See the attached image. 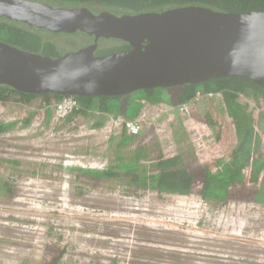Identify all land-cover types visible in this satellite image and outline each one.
Listing matches in <instances>:
<instances>
[{"label": "rangeland", "instance_id": "obj_1", "mask_svg": "<svg viewBox=\"0 0 264 264\" xmlns=\"http://www.w3.org/2000/svg\"><path fill=\"white\" fill-rule=\"evenodd\" d=\"M43 31L45 41L62 52L91 43L76 34ZM140 93L124 98L122 107ZM210 99L221 110V96ZM237 102L254 119L261 116L252 98L240 95ZM205 103L198 99L187 106L179 120L166 104L143 102L135 120L145 136L127 147L124 157L129 159L128 151L138 145L157 143L164 155L181 152L188 161L194 151L199 159L195 156L192 165L204 167L217 140L215 128L207 125V111L200 110ZM44 109L42 101L27 107L0 105V122H18L12 132L0 135V178L13 189L9 197H0V264H49L60 256L59 264H264V207L241 202L215 206L197 196L159 197L130 190L113 177L97 186L82 185L63 167L114 164L119 139L111 145L109 138L112 131L120 136L118 121L124 117L101 118L104 127L91 129L92 118L89 124L78 125L80 118L65 124L54 118L52 108L51 120L44 123ZM181 120L187 136L176 141ZM260 135L263 147L255 158L264 157V132ZM230 143L225 141L223 150ZM13 160L21 165L13 166Z\"/></svg>", "mask_w": 264, "mask_h": 264}, {"label": "trees", "instance_id": "obj_2", "mask_svg": "<svg viewBox=\"0 0 264 264\" xmlns=\"http://www.w3.org/2000/svg\"><path fill=\"white\" fill-rule=\"evenodd\" d=\"M49 4L54 7L86 8L90 11L110 12L118 16L136 15L140 13L161 12L183 7H203L223 13L264 12V0H32ZM98 11V12H99ZM43 30L30 27L24 23L0 18V41L19 48L23 51L38 53L50 58H58L68 51L61 49L51 41H45ZM57 35L58 33H51ZM63 34V33H59ZM74 35V34H68ZM83 40H90V36L77 34ZM93 38V37H91ZM89 45V44H87ZM86 45V46H87ZM85 46V45H84ZM83 46V47H84ZM131 46L123 41L110 39L101 43L95 52V56L109 55L126 52ZM70 52V51H69ZM167 91V96L162 94ZM140 95L134 97L133 104L123 105L121 98L105 97H78L79 109L63 120L65 124L74 123L80 118L78 125L85 122L91 129H101L104 121L101 118L124 117L125 120H135L139 117L143 102L150 105H163L176 111L180 120V106H190L198 102V97L203 101H209L207 110L208 127L216 130V143L212 146V152L208 156L210 162L204 167L196 164V153L189 154L191 161L186 160L183 153L174 156H166L160 151L159 144L155 146L138 145L129 159L124 157L125 149L136 145L135 141L145 134L143 130L136 136L127 133L126 125L122 126L120 136L112 131L109 143L113 145L116 138L118 143L114 149L115 161L109 163L106 168L64 166L63 169L71 171L75 175V181L83 180L82 185L98 183L111 177L123 180L130 190L142 192H156L159 197L164 195H186L201 197L204 201L216 205H226L232 202L255 204L264 207V157L255 158L258 150L263 146L261 133L264 132V90L250 79L244 77H229L207 81L201 84H187L171 89H153L140 91ZM17 93L14 89L0 85V102H5L8 96ZM23 104H32L41 99L44 103L45 120H51L52 103L60 101L62 96L44 95L32 96L19 94ZM222 95L226 109H217L210 95ZM243 95L252 98L261 116L258 120L251 116L245 108L237 102V98ZM206 97V98H205ZM205 98V99H203ZM193 114V110L191 109ZM40 111L32 112L33 116ZM223 113V114H222ZM223 116H222V115ZM90 119V121H88ZM18 122L0 123V135L13 131ZM182 120L175 132L176 141L183 140L187 133L182 127ZM77 125V126H78ZM74 127V128H77ZM182 127V128H181ZM233 134V137L230 135ZM233 140V141H232ZM230 141L228 147L223 150L222 144ZM216 149H218L216 151ZM197 157V156H196ZM199 159V157H197ZM141 161H145L144 164ZM13 166H20L21 161H11ZM13 189L8 182L0 178V197H9ZM64 254V252L62 253ZM63 256V255H62ZM61 256L53 258L49 264H59Z\"/></svg>", "mask_w": 264, "mask_h": 264}, {"label": "water", "instance_id": "obj_3", "mask_svg": "<svg viewBox=\"0 0 264 264\" xmlns=\"http://www.w3.org/2000/svg\"><path fill=\"white\" fill-rule=\"evenodd\" d=\"M98 11L0 0V18L93 37L89 45L58 58L0 41V85L32 96L123 99L143 90L244 77L264 90V12L194 6L122 16ZM110 39L131 49L95 56Z\"/></svg>", "mask_w": 264, "mask_h": 264}, {"label": "built area", "instance_id": "obj_4", "mask_svg": "<svg viewBox=\"0 0 264 264\" xmlns=\"http://www.w3.org/2000/svg\"><path fill=\"white\" fill-rule=\"evenodd\" d=\"M214 95H210L211 98H213ZM198 99H201L199 96ZM2 102H0L1 105ZM3 103L6 104H18L21 106H24L23 102L21 101V97L17 93H12L8 96L7 100ZM190 104V103H189ZM189 104H185L180 106V109L182 111H185L188 113L189 109L187 106H190ZM79 103L76 98L74 97H67L62 98L60 101L52 103L51 108L53 110V116L57 121H63L68 118L70 114H72L74 111L79 109ZM178 109V108H177ZM114 121V120H112ZM121 123V125H126L127 133L132 136H136L141 132V125L138 120H130V121H124L123 118L119 119L118 123ZM110 128V132H111Z\"/></svg>", "mask_w": 264, "mask_h": 264}, {"label": "flooded vegetation", "instance_id": "obj_5", "mask_svg": "<svg viewBox=\"0 0 264 264\" xmlns=\"http://www.w3.org/2000/svg\"><path fill=\"white\" fill-rule=\"evenodd\" d=\"M75 34L77 35V34H80V33H75ZM90 40H91V42H93V38L90 37ZM218 95L221 96V100L223 101V102H222L223 105H220L221 108H224L225 110H227V109H226V105H225V103H224V100L222 99V95H221V94H218ZM218 95H215V96L217 97ZM215 96H213V98H214ZM210 98H211V97H210ZM208 104H209V101L207 102V100H206V103L204 104L206 107H204V105H202L203 107H202V109H200V110H202V111L206 110V111H207V110L209 109V105H208ZM191 109L195 112V106H192ZM179 111L181 112L182 110L179 109Z\"/></svg>", "mask_w": 264, "mask_h": 264}, {"label": "crops", "instance_id": "obj_6", "mask_svg": "<svg viewBox=\"0 0 264 264\" xmlns=\"http://www.w3.org/2000/svg\"><path fill=\"white\" fill-rule=\"evenodd\" d=\"M123 99H124V98H123ZM39 101L41 102L42 100H41V99H37V100L33 101V102H32V104H33V103H36V102H39ZM2 103H3V102H2ZM2 103H1V104H2ZM43 103H44V102L42 101V104H43ZM4 104H5V103H4ZM213 104H214V106H215V104H216V103H215V102H213ZM208 105H210V104H208ZM14 106H21V105L14 104ZM27 106H28V105H27V104H25V105H24V106H22V107H27ZM0 123H2V122H0Z\"/></svg>", "mask_w": 264, "mask_h": 264}]
</instances>
